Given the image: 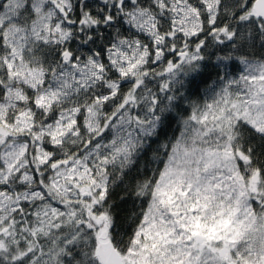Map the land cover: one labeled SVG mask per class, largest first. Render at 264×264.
<instances>
[{"label":"snow or ice","instance_id":"6c2138e0","mask_svg":"<svg viewBox=\"0 0 264 264\" xmlns=\"http://www.w3.org/2000/svg\"><path fill=\"white\" fill-rule=\"evenodd\" d=\"M0 264H264V0H0Z\"/></svg>","mask_w":264,"mask_h":264}]
</instances>
